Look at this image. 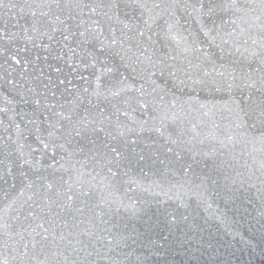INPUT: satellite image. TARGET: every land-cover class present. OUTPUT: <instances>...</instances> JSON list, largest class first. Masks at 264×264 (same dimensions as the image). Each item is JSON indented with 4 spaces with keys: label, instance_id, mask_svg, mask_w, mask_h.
Here are the masks:
<instances>
[{
    "label": "snow or ice",
    "instance_id": "1",
    "mask_svg": "<svg viewBox=\"0 0 264 264\" xmlns=\"http://www.w3.org/2000/svg\"><path fill=\"white\" fill-rule=\"evenodd\" d=\"M237 144L259 145L243 172ZM248 253L264 261V0H0V264Z\"/></svg>",
    "mask_w": 264,
    "mask_h": 264
},
{
    "label": "water",
    "instance_id": "2",
    "mask_svg": "<svg viewBox=\"0 0 264 264\" xmlns=\"http://www.w3.org/2000/svg\"><path fill=\"white\" fill-rule=\"evenodd\" d=\"M231 147V146H230ZM253 157L259 161L260 158V150L259 145H256L253 147V145H242L237 144L235 147H231V153L228 155V159H232L234 161L235 167L239 171H246L245 165H247L249 168L253 165ZM245 236H247V232L244 233ZM257 243H259V240L257 238ZM237 248L240 247L239 241L235 242ZM251 253L248 254H242V259L245 261V264L247 260L249 259V256ZM253 264H264V261H261L259 256H255L253 258Z\"/></svg>",
    "mask_w": 264,
    "mask_h": 264
}]
</instances>
